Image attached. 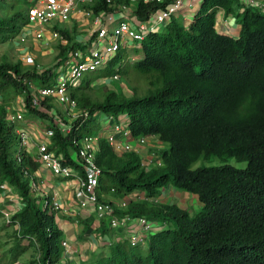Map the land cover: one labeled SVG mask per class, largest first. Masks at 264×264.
<instances>
[{
    "label": "trees",
    "instance_id": "trees-1",
    "mask_svg": "<svg viewBox=\"0 0 264 264\" xmlns=\"http://www.w3.org/2000/svg\"><path fill=\"white\" fill-rule=\"evenodd\" d=\"M16 1L25 7L0 17L3 38L19 33L27 22L33 0ZM121 2L128 0H115V5L93 0L85 5L93 11H109ZM162 5L137 0L133 14L146 19ZM219 9L234 18L236 34L217 29ZM178 16L147 32L133 47V69L123 72L130 92L120 85L92 84L123 71L121 62L129 57L123 47L104 68L86 73L71 88L83 111L69 121L67 132L29 104L30 85L53 83V66L73 47L86 45L74 40L69 29L56 26L67 42L60 45L51 66L40 69L25 66L20 59L0 61V183L11 186L22 203L10 222L3 219L13 226L7 264L29 248V264L60 262L63 251V231L55 218L58 209L42 206L41 196L31 186L40 162L27 150L20 152L19 159L16 154L18 139L7 115L18 94L24 96L30 113L47 118L54 127L49 149L74 165L70 151L84 134L97 132L101 112L115 117L126 114L133 137L156 135L167 143L152 162L144 164L136 150L116 152L106 136H99L95 153L101 168L99 197L107 191L118 196L137 191L139 196L129 198L123 208L116 206L115 213L144 215L159 220L160 226L147 235L145 250L143 244H131L124 236L84 264H264V10L241 0H201L189 22ZM214 156H234L247 163L192 167L199 158ZM167 184L196 194L200 209L190 211L191 207L156 200ZM76 217L86 228L94 214ZM108 223L109 216L101 217L95 230L110 234Z\"/></svg>",
    "mask_w": 264,
    "mask_h": 264
},
{
    "label": "built area",
    "instance_id": "built-area-1",
    "mask_svg": "<svg viewBox=\"0 0 264 264\" xmlns=\"http://www.w3.org/2000/svg\"><path fill=\"white\" fill-rule=\"evenodd\" d=\"M80 1H83L82 8L78 7ZM93 0H33L27 9V22L21 27L18 33L19 42L26 41L28 37L31 40L39 42H48L50 39H63V34L56 26L69 22L76 11H80L83 16L91 17V37L92 43L83 49L75 46L70 49L67 56L58 64H55L52 70L55 71L54 81L51 84L37 86L30 85L29 104L50 116L51 123L61 132H67L70 128L69 121L81 114L83 111L77 107L75 99L71 96L70 90L78 86L83 76L92 71L104 68L109 59L114 56L121 47L130 46L129 40H135L134 46H139L147 32L161 29L172 15L177 16L181 10L192 11V0H143L154 3H163L156 8L146 19H139L133 14V4L137 0H128L117 4L116 9L105 10L103 8L93 11L85 4ZM109 5H115V0H105ZM244 3H250L264 10V0H241ZM80 14V15H81ZM184 16V14H182ZM28 36V37H26ZM65 38V37H64ZM26 64L34 62V56L29 52L24 56ZM38 68L40 65L35 64ZM117 66V65H116ZM44 68V67H42ZM41 69V68H40ZM111 77L118 78L114 73ZM44 101V103H43ZM46 102V104H45ZM56 102L60 107L61 113L65 117L58 116V110L48 103ZM24 96L13 106L7 118L13 124V130L18 139L16 154L20 158V152L27 150L35 160L50 170L54 176L73 180V195L76 203L86 210L94 213L92 222L93 228L97 227L101 217L109 216V227L122 229L126 231V237L131 244H144L150 231L160 226V221L154 218H148L144 215L132 216L128 213L119 216L115 213L116 206L123 208L126 206L129 198L139 196L137 191H132L127 197L119 199L115 204L106 199L100 198L99 176L100 166L95 161V153L98 148V138L101 135L106 136L107 141L116 152L126 150L139 151L141 145L150 134L133 137L127 125L128 117L126 114H120L115 117L111 113L101 112L98 114L99 122L103 123V132L84 134L77 143V147L70 151V156L77 163L63 160L61 153L49 149L50 137L54 133V127L48 124L47 118L44 119L41 132L35 143L28 146V140L31 135L29 123L26 119L29 110ZM59 110V111H60ZM40 117V116H39ZM105 132V133H104ZM135 140L132 144L130 140ZM156 156L149 154L143 158L144 164L152 162ZM149 161V162H148ZM32 189L36 186L31 181ZM113 189V188H111ZM12 187L7 183H0V212L1 217L6 221H11V216L21 206L20 200L14 198ZM6 197V199H5ZM42 206H49L51 209H58L60 203L53 198L41 196ZM124 237V236H119ZM114 240V237L108 239V243ZM63 253L68 251V241L62 239ZM41 264H50L48 262ZM52 264H62L55 262Z\"/></svg>",
    "mask_w": 264,
    "mask_h": 264
},
{
    "label": "crops",
    "instance_id": "crops-1",
    "mask_svg": "<svg viewBox=\"0 0 264 264\" xmlns=\"http://www.w3.org/2000/svg\"><path fill=\"white\" fill-rule=\"evenodd\" d=\"M200 2L201 0H192V4H193L192 11H185L183 9L181 10V13L178 14L179 15L178 17L182 18L183 21L189 16H190L189 18H191L194 11L197 9L198 5L200 4ZM80 14H81L80 11H76L73 14L71 20H73V22L77 21L78 23L87 22L88 20L91 21V17L89 19L88 17ZM182 14H184V16ZM66 25L67 22L61 24L62 27L71 29V25L69 28ZM217 29L223 32L236 34L238 30V24L234 21V18L225 17L223 15V11L219 9L218 19H217ZM71 30H73V28ZM74 40H77L78 42L83 43L86 46L90 45L92 43L91 28L89 29L88 32L84 33V35L81 38L78 39L77 37H74ZM60 41L61 44L65 45L67 39L63 38ZM32 43H33L32 46L34 48L39 47L38 46L39 41L34 40ZM135 57L136 55L133 53V58ZM100 79L103 78L100 77L96 80H100ZM58 117H65V115L61 113V110L59 111L58 116L54 118L57 119ZM26 119L29 123V128L31 132V135L27 142H28V146L31 148V146L35 143L36 138H38L39 135L43 136L41 132L42 129L39 127V125L41 123L44 124L43 123L44 119L43 121H41L42 119L38 115H35L30 112L27 114ZM102 129H103V123L102 121H100L97 132H103ZM33 181L36 186L34 190L36 194H39L40 196L49 195L50 198L56 199L60 203V206L56 211L55 218L63 231L62 234L63 237L66 238L68 241V247H67L68 251L66 252V254L62 252V258H61L62 264L87 263L93 260L94 258H96L97 256L101 255L102 253L103 254L105 253V251L101 250V248H105L108 246L105 242L108 239H111L112 235L114 236L116 235L118 237L126 235L125 229L122 230L119 228L118 229L111 228L110 234L105 233L104 235H102L97 230H95L96 227L93 228V226L91 225L93 221L91 222L89 227L86 228L83 227L84 225L76 216L87 217L90 214H94V213L93 212L89 213V211L86 210V208L84 209L76 203V200L73 195V189H74L73 180L54 176L49 169H47L46 167L40 164L39 168L35 173V180ZM12 191L14 192L13 193L14 198L20 200L18 194L15 192L13 188ZM102 194H103V198L112 201L114 204L119 199L127 197V196H118L114 194L112 191L102 192ZM155 199L162 202L176 203L181 207L195 208L194 206L198 204L197 202L198 198L196 194L190 193L183 189L180 190V188L175 187L172 184H167L166 186L162 187L160 193L157 194Z\"/></svg>",
    "mask_w": 264,
    "mask_h": 264
},
{
    "label": "rangeland",
    "instance_id": "rangeland-1",
    "mask_svg": "<svg viewBox=\"0 0 264 264\" xmlns=\"http://www.w3.org/2000/svg\"><path fill=\"white\" fill-rule=\"evenodd\" d=\"M83 5V1L79 2L78 7L82 8ZM24 4L18 3L16 0H0V17H8L9 15H11L16 9L18 8H24ZM82 15V14H81ZM190 17V16H189ZM187 17L184 21L185 22H189L191 20V18ZM90 19V17H89ZM217 19H218V12H217ZM91 21H87V22H77L73 20H70L69 22H67V27L69 28L71 25V29L73 28V30L69 29L70 32H72L73 37H77L78 39L81 38L84 33L88 32L89 29L91 28ZM28 37V36H26ZM64 38V36H63ZM33 40H31L30 37L27 38L26 41H22L19 42L18 40V32L10 37V38H3L0 35V61L3 59H7V60H11V61H15L17 59H20L23 62H25L24 60V56L26 55V53H30L32 56H34V62L30 63V64H25V66H30L32 64H39L40 68L42 67H46V66H51L54 62L55 59L58 56V51L60 49V45L61 41L60 38H56V39H50L47 43L46 42H39L38 43V48H34L33 45ZM129 44L130 46L128 47H124L126 48L125 50L127 51L128 56V60L121 62V68L123 71H121L118 74V78H113V77H109V78H105L100 79V80H95L93 81V86L94 87H99L101 85H106L107 87H111L114 88L116 86H122L124 90H126L127 92H130V88L129 86L126 84V76L123 73L124 70H126L127 68H132L131 66V61L134 60L135 58H133V45L135 44V40L130 39L129 40ZM135 71V70H134ZM142 83V82H141ZM20 94H18L14 100L13 106L16 104V100L20 99ZM53 107H55L58 112L60 110L59 105L56 102H53ZM41 119L43 117H40ZM40 128H43V125L40 124L39 125ZM130 142L132 144L135 143V140L131 139ZM167 143L160 141L156 135L153 136H147L145 142L141 145L140 150L137 151L138 153L141 154L142 158H146L145 156L149 155V154H158V151L166 146ZM142 148V151H141ZM155 157V156H154ZM153 157V158H154ZM149 162V161H148ZM222 163H230L233 164L235 166L238 167H244L247 163V161L244 160H238L236 159L234 156L231 157H227V158H219L217 156L208 158V159H204V158H199L197 161H195L192 164V167L198 166V165H210V164H222ZM179 188V187H178ZM180 190H182L180 188ZM186 191V190H185ZM189 192V191H188ZM144 194V192H142ZM6 199V197H5ZM198 204H196V206H194L195 208H189L190 211H196L198 209H200V203L199 201H197ZM12 227L11 225H5L3 218L0 216V264H7V262L9 261L10 258V248L13 245L14 242V238L12 235ZM124 228H122L123 230ZM149 234V233H148ZM112 237H114V240H119L122 239L121 237L118 236H114L112 235ZM147 240V237H146ZM113 240H111L112 242ZM107 245H109L110 243H108V241L105 242ZM146 244L141 245V249L142 251L145 250ZM101 250L105 251V253L108 251V246L105 248H101ZM31 248L27 249L25 252H23L18 259L15 262H12L10 264H29V259H30V254H31Z\"/></svg>",
    "mask_w": 264,
    "mask_h": 264
}]
</instances>
